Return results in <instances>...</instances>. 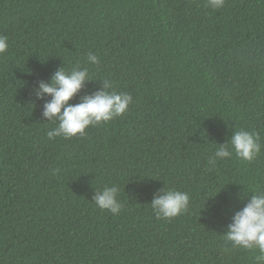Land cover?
<instances>
[{
	"label": "trees",
	"instance_id": "16d2710c",
	"mask_svg": "<svg viewBox=\"0 0 264 264\" xmlns=\"http://www.w3.org/2000/svg\"><path fill=\"white\" fill-rule=\"evenodd\" d=\"M0 36V264H264L223 237L264 192V0H0ZM76 66L91 79L71 104L105 78L134 103L49 140L40 84ZM239 129L255 160L210 165ZM113 185L118 215L93 199ZM166 188L190 196L170 220L150 205Z\"/></svg>",
	"mask_w": 264,
	"mask_h": 264
},
{
	"label": "clouds",
	"instance_id": "9594fccd",
	"mask_svg": "<svg viewBox=\"0 0 264 264\" xmlns=\"http://www.w3.org/2000/svg\"><path fill=\"white\" fill-rule=\"evenodd\" d=\"M224 5L225 0H207V6L214 10L221 9ZM8 47L7 37L0 36V55L7 52ZM87 61L91 65L100 63L99 57L92 52L88 53ZM90 79L87 67L76 66L70 71L60 69L55 73L50 84H40V98L45 95L52 97L44 106V117L50 121L54 118L59 121L46 133L49 140L58 137L82 138L89 127L123 116L134 103L132 95L116 92L112 81L105 78L102 79L104 90L85 96L81 103L71 104L70 101L81 92ZM261 149L259 133L239 129L234 132L230 144L221 146L215 151L214 157L209 158V164L214 166L217 160L230 159L233 154L238 159L250 163L255 160ZM59 171L54 169L53 175L58 174ZM119 192L118 185L96 190L94 203L101 210L118 215L123 208L118 198ZM248 201L246 207L235 215L233 223L223 237L231 243L233 250L258 251L259 255H256L255 259L260 262L264 261V192L251 195ZM150 205L158 219L170 220L188 211L190 196L186 192L166 188L155 196Z\"/></svg>",
	"mask_w": 264,
	"mask_h": 264
}]
</instances>
